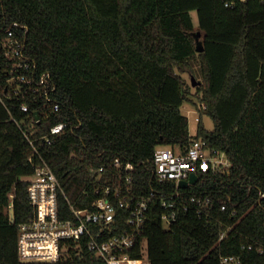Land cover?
Listing matches in <instances>:
<instances>
[{
	"label": "trees",
	"instance_id": "1",
	"mask_svg": "<svg viewBox=\"0 0 264 264\" xmlns=\"http://www.w3.org/2000/svg\"><path fill=\"white\" fill-rule=\"evenodd\" d=\"M12 23L27 28L23 55L35 64L36 78L49 74V98L59 110L52 113L41 93L8 83L0 48V264H21L18 226L33 217L27 179L35 166L45 163L56 177L59 215L68 219L69 205L91 210L101 195L95 190L123 186L126 175L136 198L160 190L152 180L154 149L181 151L193 140L223 154L228 165L222 173L198 174L183 190L209 198V207L200 220L193 210L179 213L168 227L153 211L130 257L150 264H221L222 257L264 264L258 253L264 251V0H0V28ZM182 75L200 82L194 136L180 112L183 103L195 107ZM60 123L66 128L49 144L36 142L35 153L24 134L48 136ZM124 228L123 217L107 237ZM53 264L104 263L85 240H67Z\"/></svg>",
	"mask_w": 264,
	"mask_h": 264
},
{
	"label": "built area",
	"instance_id": "2",
	"mask_svg": "<svg viewBox=\"0 0 264 264\" xmlns=\"http://www.w3.org/2000/svg\"><path fill=\"white\" fill-rule=\"evenodd\" d=\"M4 36L1 39V50L9 62L5 68L10 69L11 78L8 83L16 81L27 89H33V93H41L45 96L46 105L56 113L59 105L52 104L49 92L54 88L50 83L49 74H42L36 78L35 64L23 55V37L27 32L25 26L17 23L3 29ZM24 32V33H23ZM13 94H17L14 89ZM27 91L25 90V93ZM3 98L0 95V103ZM23 113L28 111L26 105H21ZM39 118L35 120L38 122ZM66 128L65 124H57L50 128L49 135L37 139H31L24 134L25 139L36 153L35 143L49 144L51 138L60 134ZM215 151L205 148L202 141H191L188 148L181 151L169 146H158L154 149L151 160L152 180L158 184L160 190H151L145 195L134 197L131 190V177L126 175L123 186L119 183L113 188L101 187L95 193L101 194L91 205V210H78L69 205L70 218L61 219L59 215L58 199L61 192L59 183L45 164L35 166L33 175L27 179V196L29 205L33 209L32 219L18 226L17 256L20 262L46 261L47 264L56 263L60 258V243L71 240L75 243L85 240L88 252L101 259L104 264H150L147 258L134 259L130 252L136 247L138 239L143 235L145 222L153 211H159V222L168 227L179 213L193 210L198 220L202 218L203 210L209 207L207 197L187 195L179 188V184L188 182L194 174L210 172L212 174L224 172L227 161H222ZM33 155L28 161L32 162ZM114 166L121 165L118 160ZM124 170L131 172L132 166L127 163ZM102 169L99 170L101 172ZM8 209H12L13 195L10 194ZM225 207L222 206L221 210ZM126 213V216H125ZM232 212V215H235ZM124 217V229L118 234L107 237L115 230L119 221ZM126 217V220H125ZM225 235L221 233L220 240ZM251 249V246L248 247ZM260 254L264 253L259 250ZM221 264H240L238 258L222 257Z\"/></svg>",
	"mask_w": 264,
	"mask_h": 264
},
{
	"label": "rangeland",
	"instance_id": "3",
	"mask_svg": "<svg viewBox=\"0 0 264 264\" xmlns=\"http://www.w3.org/2000/svg\"><path fill=\"white\" fill-rule=\"evenodd\" d=\"M190 17L193 21L194 26L196 27L197 19H196L195 13L194 12L190 13ZM182 76L185 78L187 84L190 87V94L193 95L192 98H193V102L195 103V107L188 103H183L180 107V112L185 117H187L188 131L190 132L191 136H194L196 134L195 130H196L197 122L200 117V113L198 112V105H199L198 97H197V94H195V87H192L190 84V81H191L190 76L189 75H182ZM201 122L206 131L213 130V123L210 120V118L206 116L205 114L201 115ZM219 157L222 159V161H225V158L223 156H219Z\"/></svg>",
	"mask_w": 264,
	"mask_h": 264
},
{
	"label": "water",
	"instance_id": "4",
	"mask_svg": "<svg viewBox=\"0 0 264 264\" xmlns=\"http://www.w3.org/2000/svg\"><path fill=\"white\" fill-rule=\"evenodd\" d=\"M192 38H194V42H195V52L198 54V53H201L203 52V45H202V41H201V38H200V33L197 31L196 33H193L192 34ZM199 81L196 82L194 80V78H191V86L192 87H195L197 85H199ZM34 118L35 120L38 119V115L37 113H34ZM198 178L196 175L192 174L190 177H189V180L188 182H184L182 181V183L179 184V188H186L187 185H194L196 182H197ZM8 216H9V220L10 222H13V218H14V213H13V209H9L8 211ZM21 264H47L46 261H28V262H20Z\"/></svg>",
	"mask_w": 264,
	"mask_h": 264
}]
</instances>
